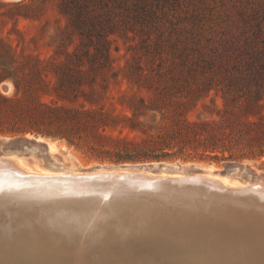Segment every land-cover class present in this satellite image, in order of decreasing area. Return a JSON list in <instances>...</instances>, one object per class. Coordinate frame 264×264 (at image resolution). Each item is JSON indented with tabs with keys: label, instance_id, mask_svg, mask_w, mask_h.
I'll return each mask as SVG.
<instances>
[{
	"label": "trees",
	"instance_id": "16d2710c",
	"mask_svg": "<svg viewBox=\"0 0 264 264\" xmlns=\"http://www.w3.org/2000/svg\"><path fill=\"white\" fill-rule=\"evenodd\" d=\"M55 6L52 56L1 65L14 93L0 92V134L65 139L112 161L264 158V0Z\"/></svg>",
	"mask_w": 264,
	"mask_h": 264
},
{
	"label": "bare ground",
	"instance_id": "6f19581e",
	"mask_svg": "<svg viewBox=\"0 0 264 264\" xmlns=\"http://www.w3.org/2000/svg\"><path fill=\"white\" fill-rule=\"evenodd\" d=\"M31 135L25 137L33 138L34 135ZM2 139L9 137L2 136ZM47 139L37 137V141L45 143V149L42 150L44 160L37 165L29 166L23 158L13 154H34L36 149H40L37 145L28 148L27 152L23 149L7 150L4 155H0V170L3 172L32 176L27 180L28 184L24 178L4 179L0 183L2 194L8 193L22 199L13 201L15 203H10V207L0 200V218L12 214L16 223L19 222V231L13 234H5L7 223L0 226V264H264L263 236L259 237L258 230L249 232L243 225V221H247L258 227V219H264L263 208L251 203L263 202V176L259 181H254L262 187L252 189L254 185H251L252 188L248 186L250 179L236 181L228 178L229 174L241 172L242 166L220 173L207 165L192 175L184 174L185 166L177 164H163L155 171L136 170L135 173L140 175V185L166 178L176 181V190L168 191L164 181L159 190L163 189L164 195L174 199L172 206L180 205L185 210V217L171 216L166 220L158 216L154 221L142 216V205L152 204L158 213L162 209V213L166 212L170 207L163 204L162 198L141 200L143 196L147 197L146 194H154V190H136L135 187L125 186L116 189L117 178L131 173L121 166L124 164L80 169L60 152V147ZM107 174L116 175L113 183L96 186L95 181ZM85 175L94 177H82L78 186L56 182L71 183L73 179L70 177ZM200 181H203L202 184H211L209 187L213 190L199 191L195 189L198 186L193 189L183 184ZM76 182L79 183L78 180ZM207 193L209 197H205ZM214 198H218L221 205L225 204L227 216L223 220L231 222L229 232H225L217 223L221 220L211 217L214 203H218ZM137 200L141 201L135 203ZM30 201L34 203H24ZM17 205L21 206L20 211L16 210L19 209L15 207ZM24 205L30 207L24 208ZM229 208L241 215L230 214ZM242 215L246 217L243 219ZM23 218L28 219L24 221ZM238 229L244 230V233L238 232ZM236 231L242 234L239 241L232 237ZM23 234H26L23 241H15L14 236ZM134 249L140 250V254H135Z\"/></svg>",
	"mask_w": 264,
	"mask_h": 264
},
{
	"label": "rangeland",
	"instance_id": "374dc122",
	"mask_svg": "<svg viewBox=\"0 0 264 264\" xmlns=\"http://www.w3.org/2000/svg\"><path fill=\"white\" fill-rule=\"evenodd\" d=\"M40 0H0V69L3 66L8 65V68H12L13 65H16L18 62L23 59L30 60L29 58L38 57L40 59H45L51 57L56 48V35L59 31V28L64 24V17L59 14L56 6L55 0H45L43 6L39 3ZM30 4L29 7L21 6L19 4ZM29 15L24 16L23 14ZM120 50L118 52L113 50V60L116 67H120L125 62V56L122 54L125 53V48L123 43L119 41ZM52 78V74L48 75ZM126 88V83L123 81L120 84H110V93L118 95L121 91ZM0 92L4 95L11 96L14 93V86L11 79H3L0 82ZM42 99L46 102L55 100V97L51 94H45L42 96ZM87 105V103H85ZM117 108L120 106L116 104ZM2 136H7L9 138H14L11 142L2 144L0 146V155H4L7 150H20L28 151V148H31L32 144L23 139L25 135H9V134H0ZM28 137L32 135L27 133ZM52 141L57 145L60 152L67 156L72 163H75L76 166H79L80 169H89L92 166L97 165H106V166H116L115 164H124L130 163V165H141V164H157L161 162L162 164H177L184 165L185 170L184 174L192 175L196 174L197 169L205 166H212L217 171H225L230 166H240L242 165L243 170L241 172L234 173L233 175L229 174L228 178L236 181L249 180L250 177L248 173L244 170V166L247 167L249 172H254L257 177H264V158L260 159H233V160H209V159H199V158H185V157H172L170 159L162 160H148V161H112L109 159H101L96 157L93 153L88 151L87 148L80 145L69 144L65 139H47ZM63 146V147H62ZM40 149H36V153L30 154H21L13 153L16 156L24 159L25 164L29 166L37 165L43 159L42 150L45 149L44 145L39 146ZM12 155V154H11ZM9 155V156H11ZM148 174H159V173H150ZM253 204H258L259 208H263V202H251ZM250 203V204H251ZM262 204V205H261ZM261 205V206H260ZM167 210V209H166ZM170 210V209H169ZM167 210V211H169ZM230 214L237 215V211L231 208ZM239 213V212H238ZM241 214H239L240 216ZM1 216V215H0ZM238 216V215H237ZM244 216V215H242ZM246 216L243 217V219ZM28 218H23L27 220ZM237 219H239L237 217ZM241 219V218H240ZM0 226L7 223L5 227V234H13L18 230V223L16 220L8 215V217L0 218ZM3 221V222H2ZM22 221V220H21ZM23 221V222H24ZM242 221V220H241ZM249 221V220H248ZM226 220H221L219 223L221 228L226 232H229L232 228L231 222ZM245 229L251 231L252 233L257 230L260 232L259 237L263 236L264 238V219H258L260 226L250 225V222L243 221ZM248 225H247V223ZM5 223V224H4ZM213 224V223H212ZM229 225V227L226 226ZM251 227H250V226ZM23 227V226H20ZM261 229H260V228ZM227 228V229H225ZM252 229V230H251ZM254 230V231H253ZM261 230V231H260ZM244 233V230L241 231L238 229V232ZM263 231V232H262ZM236 233L233 234V238L240 240L242 234ZM238 234V235H237ZM263 234V235H262ZM15 241H23L26 237V234L20 236H14ZM249 243V242H248ZM135 254H140V250L134 249ZM143 253V252H141ZM95 254V253H94ZM98 256V255H97Z\"/></svg>",
	"mask_w": 264,
	"mask_h": 264
},
{
	"label": "water",
	"instance_id": "95a60500",
	"mask_svg": "<svg viewBox=\"0 0 264 264\" xmlns=\"http://www.w3.org/2000/svg\"><path fill=\"white\" fill-rule=\"evenodd\" d=\"M37 137H43V136H41V135H34L33 138H26V137H24L23 139L29 141L32 144L31 146H34V145H37L38 147L40 145H44L45 146L44 141H40V142L37 141ZM13 139L14 138L2 139V141L1 140L0 141L2 142V144H5V143L11 142ZM125 164L126 163H124V165H121V166L124 167L125 169H128V171H130L131 173H129V174H123L119 178H117L116 183H115L116 189L118 187L120 188V187L125 186V187H135L136 190H154V194H146L147 197L143 196V199L141 198V200H145L146 199V200L152 201V200H150L151 197H153L155 199H157V198H160L161 199L162 198V200L164 201L163 204L170 207V211L165 210L166 212H163L162 213V211L164 210V209H162V211L160 213H158V212H155L154 211V208H155L154 205H152V204H147L146 205V203H145L144 205H142V208L140 209V212H141V214H142V216L144 218L149 219V220L154 219V221H155L158 218V216H159V218H163V219H166V220L168 219L167 217H171V216L172 217H174V216H176V217L177 216L182 217L183 216V218L185 217V214H186L185 210H183L180 205L179 206H175V207L172 206L174 204L173 203L174 199L171 196L164 195L162 193V190L163 189L159 190L160 189V185L162 184L163 181H164V184H166L165 186H166V189L168 191L169 190H172V189H173L172 191L176 190L177 189L176 181L173 182V181H171V178H168V179L166 178L164 180L160 179L158 181H153L151 183H142L140 185V183H141V182H139V180H140L139 179V176L140 175H138L137 173H135L136 170L143 169L144 171H146L148 169H151L152 171H155L156 169H159V168H161L163 166V164L161 162H158L157 164H154V163H152V164H141L138 167H132L131 165H125ZM235 166L236 165L230 166L227 170L220 171V173H224L226 171H229V170H231ZM241 166L242 165H240L239 167H241ZM198 169H200V168H198ZM244 170L247 173L250 174V183H249L248 186L250 187L251 185H254L253 188L251 186L252 189H259V188H261L262 186L260 187V185L258 183H255V182L259 181L260 177H257L255 175V173L252 172V171L249 172L246 166H244ZM3 171L4 170H0V183L2 181H4V179H7V180L9 179L10 180V178L11 179L24 178L25 181H26V183H27L28 182L27 180L30 177H32L30 175H19V174H14V173H10V172H3ZM195 172H197V171H195ZM86 176L94 177V175H85V176H79V177H70L69 176L71 179H73V182L72 181H71V183L70 182H68V183L67 182H62V181H56V182H57V184H63V185H68V186H78L82 182V181H80L81 178L82 177H86ZM115 176L116 175H113L112 176V175H109V174L102 175L101 176V179L99 181H95L96 184L95 183L94 184L96 186L97 185L107 186V185L113 183V181H114L113 178ZM59 177H61V176H59ZM175 178H178V177H175ZM77 180H78L79 183L76 182ZM93 180H95V179H93ZM16 182H18V181H16ZM202 182L203 181H200L198 183L187 182V183H183V184H185L186 187H192L193 189H194V186H198L195 189L196 190L199 189V191L210 192L211 190H213L212 188L209 187L211 184H202ZM248 186H246V187H248ZM61 187H63V186H61ZM199 191H195V192H199ZM1 192H2V190L0 191V196H1L0 197V200L1 199L4 200L5 201V204L6 205L8 204V207L11 206V205H9L10 203H15L13 201H21L22 200V199H20L19 196H17V198H16V197H14V195H9L8 193H7L8 195L6 193H3L2 194ZM261 192L263 193L262 195H263V203H264V191H261ZM199 193L202 194V192H199ZM206 195L207 196H205V197H209L208 193ZM249 195H251V194H249ZM256 196L257 195L254 194V197H256ZM13 198H15V199H13ZM104 199H106V198H104ZM138 199H140V198H138ZM141 200H137V201H135V203L140 202ZM168 200H170V201H168ZM218 200H219L218 198H214V201H218ZM10 201H12V202H10ZM24 203L29 204V203H34V202H31L30 201V202H24ZM229 205H230V203H229ZM15 207L16 208H19V209H16L15 208L17 211H20L21 210V206L17 205ZM29 207L30 206H28V205H24V208H29ZM229 209H231V208H229ZM260 209H256V210H260ZM262 211L264 212V206H263V210ZM262 211H259V213H261V215H263V212ZM211 212H212L211 217H214L217 220H223V217H226L227 216V214H226L227 210L225 209V204L224 205H221L219 203V201H218L217 204L214 203V210L211 211ZM208 214H210V213H208ZM237 214L239 215L240 213H237Z\"/></svg>",
	"mask_w": 264,
	"mask_h": 264
}]
</instances>
